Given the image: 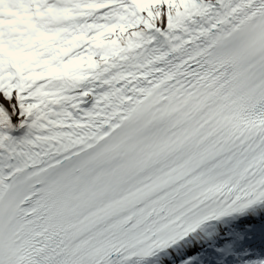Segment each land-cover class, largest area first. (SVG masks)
Listing matches in <instances>:
<instances>
[{"label":"snow or ice","instance_id":"snow-or-ice-1","mask_svg":"<svg viewBox=\"0 0 264 264\" xmlns=\"http://www.w3.org/2000/svg\"><path fill=\"white\" fill-rule=\"evenodd\" d=\"M0 264H264V0H0Z\"/></svg>","mask_w":264,"mask_h":264}]
</instances>
